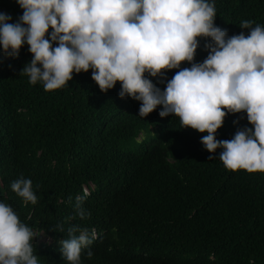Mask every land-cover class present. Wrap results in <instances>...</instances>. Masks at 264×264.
Returning a JSON list of instances; mask_svg holds the SVG:
<instances>
[{
    "label": "trees",
    "instance_id": "16d2710c",
    "mask_svg": "<svg viewBox=\"0 0 264 264\" xmlns=\"http://www.w3.org/2000/svg\"><path fill=\"white\" fill-rule=\"evenodd\" d=\"M209 2L228 36H247L245 20L264 26V0ZM0 12L12 23L23 14L16 0H0ZM197 39L202 63L209 41ZM31 59L27 44L15 58L0 51V198L51 238L34 244L39 264H69L52 239L68 238L73 225L97 232L81 264H264V173L226 169L222 149L200 143L207 133L161 118L160 106L139 117L140 102L121 99L119 82L102 93L91 69L52 91L30 84L21 70ZM178 70L149 78L163 90ZM245 127V112L229 113L215 135L228 140ZM21 176L36 204L11 190ZM78 198L87 218L77 215Z\"/></svg>",
    "mask_w": 264,
    "mask_h": 264
},
{
    "label": "clouds",
    "instance_id": "9594fccd",
    "mask_svg": "<svg viewBox=\"0 0 264 264\" xmlns=\"http://www.w3.org/2000/svg\"><path fill=\"white\" fill-rule=\"evenodd\" d=\"M23 10L17 22L0 12V51L18 57L24 44L32 59L21 73L30 84H43L45 91L65 86L73 74L88 72L102 93L120 83L118 96L140 102L139 117L158 106L161 118L179 117L182 128L199 133L209 153L222 149L219 159L233 172L264 173V26L250 20L249 29L228 36L216 26L215 4L209 0H16ZM49 29L51 32L49 33ZM209 42L202 63L194 62L197 38ZM56 45L55 47L53 45ZM182 62L191 64L181 68ZM179 69L167 79L165 72ZM147 74V75H145ZM245 112L251 128L238 129L233 138L218 140L216 132L229 114ZM234 123H237L234 121ZM209 160L213 159L209 156ZM11 190L22 204L37 203L32 181L23 176ZM78 198L77 215L90 216ZM6 199L0 198V264H39L35 243L51 242L41 230L32 229ZM76 225L68 238H53L56 252L69 264H81L84 249L96 237Z\"/></svg>",
    "mask_w": 264,
    "mask_h": 264
}]
</instances>
